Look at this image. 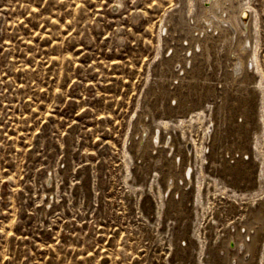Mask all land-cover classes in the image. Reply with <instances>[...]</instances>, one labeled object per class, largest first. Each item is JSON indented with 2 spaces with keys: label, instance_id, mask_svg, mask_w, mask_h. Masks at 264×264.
Segmentation results:
<instances>
[{
  "label": "rangeland",
  "instance_id": "1",
  "mask_svg": "<svg viewBox=\"0 0 264 264\" xmlns=\"http://www.w3.org/2000/svg\"><path fill=\"white\" fill-rule=\"evenodd\" d=\"M215 1L0 0V264H217L220 240L264 201V0H243L259 83L232 96L219 51L180 103L178 12L192 24ZM142 112L191 167L181 212L164 144L134 150ZM241 157L248 173H226ZM258 245L264 264V232Z\"/></svg>",
  "mask_w": 264,
  "mask_h": 264
},
{
  "label": "bare ground",
  "instance_id": "2",
  "mask_svg": "<svg viewBox=\"0 0 264 264\" xmlns=\"http://www.w3.org/2000/svg\"><path fill=\"white\" fill-rule=\"evenodd\" d=\"M237 1L236 4L231 2L225 5L224 0H219L208 2L209 6L207 7L200 5L192 24L185 22L181 11L178 12L175 26L184 29L187 41L172 50L168 64L171 67L179 68V72L176 71L177 75H175L179 79V86L175 91L176 95L173 97L176 99L178 96L180 103H187L189 101L185 90H191L193 93L201 91L202 82L208 78L203 73V63L210 55H217L219 51L221 55H218L216 62L219 65L221 61L225 63L228 61L229 68L224 70L222 81L224 84L228 82V85L232 87V96L248 84L258 82L248 72L257 63V56L255 50L252 48V21L250 13L246 2L243 0ZM210 26L213 31L217 30L215 36L213 32L207 33V29ZM165 30H167V27H165ZM228 54L233 60L228 57ZM199 55L201 58H198ZM180 74L181 76H179ZM239 75L240 77H238ZM205 101L206 99L203 98L198 102ZM239 102L245 105L247 100L240 97ZM188 111L190 110L188 109ZM221 115V107L218 105L215 116L211 118L213 121L212 127L216 123L211 142V146L213 147L219 138L218 127L222 120ZM226 118L230 119V114ZM144 119L145 113L142 112L134 124V131L138 133L137 138H134V150L139 151L140 157H143L149 154L151 148L160 143L164 144L161 147V179L165 186L164 192L166 190L172 198L175 193L178 194L179 198L174 203L177 211L181 212L183 193L190 182L191 167L188 162L182 167L184 160L181 155L177 157L174 154L175 147L171 142V136L161 141L158 129L151 131L147 135L148 124H146ZM207 137H209L210 143L211 134H207ZM239 150H244V147L238 144L236 151ZM190 152L191 149L187 147L185 150L187 160L189 158L188 153ZM247 168L248 165L242 162L241 157L236 160L234 165H226V173H237L241 170L242 173L246 174L248 173ZM263 232L264 201L258 207L250 209L240 225H233L232 229H229L220 240L216 253L217 264H256L261 257L258 242Z\"/></svg>",
  "mask_w": 264,
  "mask_h": 264
},
{
  "label": "water",
  "instance_id": "3",
  "mask_svg": "<svg viewBox=\"0 0 264 264\" xmlns=\"http://www.w3.org/2000/svg\"><path fill=\"white\" fill-rule=\"evenodd\" d=\"M243 16H245V15H243Z\"/></svg>",
  "mask_w": 264,
  "mask_h": 264
}]
</instances>
